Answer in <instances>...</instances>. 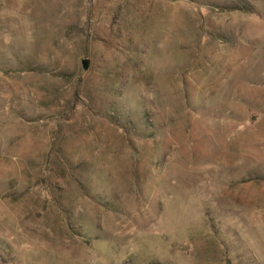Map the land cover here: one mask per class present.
I'll return each mask as SVG.
<instances>
[{"label": "rangeland", "instance_id": "1", "mask_svg": "<svg viewBox=\"0 0 264 264\" xmlns=\"http://www.w3.org/2000/svg\"><path fill=\"white\" fill-rule=\"evenodd\" d=\"M25 9L27 36L0 19V264H264V0Z\"/></svg>", "mask_w": 264, "mask_h": 264}, {"label": "clouds", "instance_id": "2", "mask_svg": "<svg viewBox=\"0 0 264 264\" xmlns=\"http://www.w3.org/2000/svg\"><path fill=\"white\" fill-rule=\"evenodd\" d=\"M25 2L26 0H10V5L6 10L0 9V19L7 17L17 21L27 36L30 34L27 31L30 21L28 19L29 12L25 9Z\"/></svg>", "mask_w": 264, "mask_h": 264}, {"label": "water", "instance_id": "3", "mask_svg": "<svg viewBox=\"0 0 264 264\" xmlns=\"http://www.w3.org/2000/svg\"><path fill=\"white\" fill-rule=\"evenodd\" d=\"M83 67L86 68V60L83 61Z\"/></svg>", "mask_w": 264, "mask_h": 264}]
</instances>
